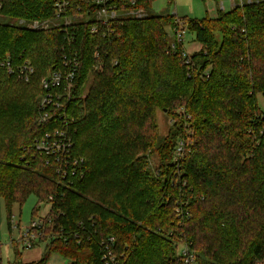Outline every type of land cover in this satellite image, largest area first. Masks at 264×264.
<instances>
[{"label": "trees", "instance_id": "1", "mask_svg": "<svg viewBox=\"0 0 264 264\" xmlns=\"http://www.w3.org/2000/svg\"><path fill=\"white\" fill-rule=\"evenodd\" d=\"M92 1L69 0L66 15L86 18L67 34L60 26L41 33L17 26L60 21L54 0H0V197L9 223L14 206L31 196L50 205L45 220L52 219L32 245L46 244L41 259L25 263L18 241L9 264H48L54 255L71 264H183L182 242L198 264H264V0L180 19L204 51L190 67L183 45L171 49L167 27L175 30L179 19L152 14L156 0H116L123 11L149 16L121 18L108 38L91 32ZM97 49L102 73L93 72ZM76 52L75 95L92 86L68 104L80 169L63 179L36 149L60 126L39 123L41 81ZM8 59L14 68L30 61L31 81L9 74ZM158 111L174 121L166 136ZM180 142L184 156L175 164Z\"/></svg>", "mask_w": 264, "mask_h": 264}, {"label": "built area", "instance_id": "2", "mask_svg": "<svg viewBox=\"0 0 264 264\" xmlns=\"http://www.w3.org/2000/svg\"><path fill=\"white\" fill-rule=\"evenodd\" d=\"M225 1L230 5V10L239 7H244L252 3L254 0H222L221 9H225ZM96 8L93 13L89 15L93 24L91 32L94 35L104 34L103 38H108L114 34V25L121 18L131 17L136 20H144L149 14L145 9L133 8L128 11L120 9L116 0H94L92 1ZM133 5L135 2H132ZM71 5L69 0H54V9L56 16L60 21L52 20H18L17 26L35 33H41L49 30L51 27H62L64 33L69 34L70 30L74 29L76 21H84L86 16L78 14L76 19L67 16V12ZM187 33L186 25L177 21V28L172 31L173 37L176 41L172 44V51H177L179 44L183 45L184 35ZM73 38V35H72ZM183 57L185 63L190 67L192 65L191 57L184 50ZM95 63L93 65V72L102 73L105 70V62L101 57V52L97 49L94 53ZM4 65V64H2ZM9 74L15 75L20 81L30 82L35 75V68L30 61L24 62L18 68L11 65L10 59L7 60L6 65ZM81 67L79 53L66 54L63 59L61 68L50 72L41 81L42 96L40 97L39 107V123L50 124L52 120L60 122V126L47 131L45 135L37 141L36 149L42 156H47V162L53 163L59 175L65 179L67 174L75 175L79 172L80 165L77 159L71 156V149L73 146L72 140L68 135L66 128L67 123V108L70 101L81 97L84 92L85 85L80 89V94L75 95L77 86V78ZM184 144L177 149V156L175 163H179L184 156ZM185 147V146H184ZM45 218L32 220L30 223L23 225L20 222L16 223L13 217L12 230L16 232L15 239L21 241L26 247V250H33V244L39 238L45 236V229L52 224V219L47 222ZM114 242V238L111 239ZM179 246L180 249H179ZM35 249V248H34ZM177 256L182 258L183 264H198L197 258L192 245L182 242L177 247ZM3 261L2 246L0 245V262Z\"/></svg>", "mask_w": 264, "mask_h": 264}, {"label": "rangeland", "instance_id": "3", "mask_svg": "<svg viewBox=\"0 0 264 264\" xmlns=\"http://www.w3.org/2000/svg\"><path fill=\"white\" fill-rule=\"evenodd\" d=\"M221 2L222 0H156L152 5V14L155 15H174L177 19L181 20H204L206 18H215L218 16L219 11H221ZM225 9L223 12L230 11V5L225 1ZM184 23V21H181ZM187 27V26H186ZM169 33V39L173 40L172 30L167 27ZM201 44L196 40V36L188 32L184 35L183 47L187 54L190 57L196 54L204 53L203 48L199 49ZM199 49V50H198ZM198 50V51H197ZM192 61V58H191ZM92 86V80H89L84 88L83 96L86 97L88 90ZM259 104L264 110V99L258 97ZM157 121L159 126V131L161 135L166 136L169 133V130L174 125V121L169 115L158 111ZM180 142L176 148L181 146ZM184 144V142H183ZM185 146V145H184ZM183 146V148H184ZM151 167L156 168V158H151ZM176 160H174L175 162ZM177 164V163H175ZM38 210V213L34 214L35 210ZM50 205L40 204L38 199L35 196L29 197V199L24 203L22 207L18 205L13 208V217L16 223L20 222L23 225L30 223L32 220H38L40 218H45L50 212ZM13 220V219H12ZM16 232L12 230V224L8 221V215L5 208L4 200L0 197V245L2 246L3 252V263L9 264L13 263L15 260V247L14 244H18V239H15ZM46 244L41 243L35 252L39 254V258L42 257V254L45 250ZM181 246H179L180 249ZM28 250L23 253V257L29 256ZM25 259V258H24ZM64 261L58 255L52 256L48 264H62ZM25 262V261H24ZM28 263V262H25Z\"/></svg>", "mask_w": 264, "mask_h": 264}, {"label": "crops", "instance_id": "4", "mask_svg": "<svg viewBox=\"0 0 264 264\" xmlns=\"http://www.w3.org/2000/svg\"><path fill=\"white\" fill-rule=\"evenodd\" d=\"M201 48H203L202 45L200 46L199 49H201ZM199 49H198V50H199ZM198 50H197V51H198ZM34 250H35V249H33V250H28V251H30V252H29V256H28V257H23V260H24L25 262L30 263V262L38 261V260L41 259V258H39V257H40L39 254H37ZM24 258H25V259H24ZM62 264H71V262H70L69 260H64Z\"/></svg>", "mask_w": 264, "mask_h": 264}]
</instances>
